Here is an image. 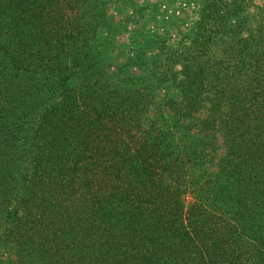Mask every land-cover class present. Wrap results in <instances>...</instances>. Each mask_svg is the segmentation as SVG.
Here are the masks:
<instances>
[{"label":"trees","instance_id":"1","mask_svg":"<svg viewBox=\"0 0 264 264\" xmlns=\"http://www.w3.org/2000/svg\"><path fill=\"white\" fill-rule=\"evenodd\" d=\"M97 5L0 0L6 264H264V6L241 76L195 55L161 102L86 50Z\"/></svg>","mask_w":264,"mask_h":264},{"label":"rangeland","instance_id":"2","mask_svg":"<svg viewBox=\"0 0 264 264\" xmlns=\"http://www.w3.org/2000/svg\"><path fill=\"white\" fill-rule=\"evenodd\" d=\"M97 3L100 20L87 17L88 13L82 18L86 24L94 21L96 26H87L95 29L96 36H89L90 48L86 50L107 60L110 72L122 68L132 77L142 74V70L162 72L159 82L156 78L148 79L155 99L161 102L179 96L175 86L182 79L186 61L195 55L203 56L202 60L211 68L221 67L223 72L240 70L241 76L242 56L263 51L248 30L258 33L255 14L264 6V0H97ZM250 36L252 46L245 40ZM106 64H99L100 71L107 69ZM235 83L234 86L241 85L242 81ZM189 199L187 196L185 202ZM7 258L8 250L0 249V264H6Z\"/></svg>","mask_w":264,"mask_h":264},{"label":"built area","instance_id":"3","mask_svg":"<svg viewBox=\"0 0 264 264\" xmlns=\"http://www.w3.org/2000/svg\"><path fill=\"white\" fill-rule=\"evenodd\" d=\"M183 6H185V5H183Z\"/></svg>","mask_w":264,"mask_h":264}]
</instances>
